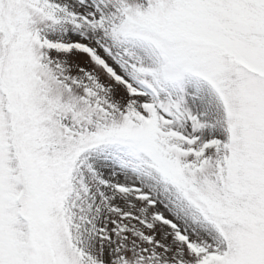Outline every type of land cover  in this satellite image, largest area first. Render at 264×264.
<instances>
[{
	"label": "snow or ice",
	"instance_id": "6c2138e0",
	"mask_svg": "<svg viewBox=\"0 0 264 264\" xmlns=\"http://www.w3.org/2000/svg\"><path fill=\"white\" fill-rule=\"evenodd\" d=\"M0 264H264V0H0Z\"/></svg>",
	"mask_w": 264,
	"mask_h": 264
}]
</instances>
